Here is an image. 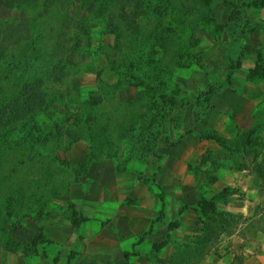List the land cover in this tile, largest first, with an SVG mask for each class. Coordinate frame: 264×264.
I'll list each match as a JSON object with an SVG mask.
<instances>
[{
  "label": "rangeland",
  "instance_id": "rangeland-1",
  "mask_svg": "<svg viewBox=\"0 0 264 264\" xmlns=\"http://www.w3.org/2000/svg\"><path fill=\"white\" fill-rule=\"evenodd\" d=\"M0 125V264H242L264 0H0Z\"/></svg>",
  "mask_w": 264,
  "mask_h": 264
},
{
  "label": "crops",
  "instance_id": "crops-1",
  "mask_svg": "<svg viewBox=\"0 0 264 264\" xmlns=\"http://www.w3.org/2000/svg\"><path fill=\"white\" fill-rule=\"evenodd\" d=\"M226 260H221L213 256H207L197 264H229ZM242 264H264V242L261 243L259 249L251 251V253L247 256V259H245Z\"/></svg>",
  "mask_w": 264,
  "mask_h": 264
},
{
  "label": "trees",
  "instance_id": "trees-1",
  "mask_svg": "<svg viewBox=\"0 0 264 264\" xmlns=\"http://www.w3.org/2000/svg\"><path fill=\"white\" fill-rule=\"evenodd\" d=\"M4 126L0 125V135H3L5 133Z\"/></svg>",
  "mask_w": 264,
  "mask_h": 264
}]
</instances>
